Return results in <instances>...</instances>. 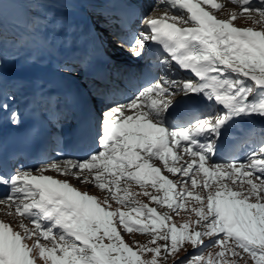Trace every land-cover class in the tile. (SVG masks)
Wrapping results in <instances>:
<instances>
[{
  "label": "snow or ice",
  "instance_id": "obj_1",
  "mask_svg": "<svg viewBox=\"0 0 264 264\" xmlns=\"http://www.w3.org/2000/svg\"><path fill=\"white\" fill-rule=\"evenodd\" d=\"M228 2L237 7L221 18L219 0H156L144 30L127 43L141 58L155 42L165 75L127 103L108 105L81 159L0 172L7 189L0 205L20 218V230L0 219V264H264V140L243 160L215 159L229 129L264 119V0ZM6 3L0 0V45ZM238 19L249 26H236ZM181 70L189 75L177 79ZM183 104L203 108L173 123ZM11 120L18 124V114ZM181 211L189 215L177 223ZM133 233L146 234L147 243H127ZM211 248L217 251L205 255Z\"/></svg>",
  "mask_w": 264,
  "mask_h": 264
},
{
  "label": "rangeland",
  "instance_id": "obj_2",
  "mask_svg": "<svg viewBox=\"0 0 264 264\" xmlns=\"http://www.w3.org/2000/svg\"><path fill=\"white\" fill-rule=\"evenodd\" d=\"M145 2V9L147 11H152V6L156 3V0H145ZM219 2L226 5L225 9L217 13L221 18L227 15L228 9L237 7L229 3L228 0H219ZM162 12L163 8L152 14L161 15ZM79 20L93 24L94 28L100 32L104 41L110 43L112 51L119 54L118 56L132 61L140 59L133 55L129 43H127H135V37L143 30L140 22H138L131 31H128V33L125 32L124 35H120L113 30L112 26H110L106 20H102L101 17L94 14L90 8H86L84 5H78L73 0H9V3L4 4L2 19L3 43L0 45V57H2V62H0V104L3 103L5 98H7V100L11 98L12 90L21 89V84L14 76L21 70L29 69L41 74L43 70L47 71L48 68L52 67L56 70L66 72L69 75L76 76L78 74V71H75L74 68H71V72L64 70L68 68V65L65 63H63L64 65L58 64L63 62V60L57 56L55 51L50 50L48 45L49 41H54V39L64 34L62 33L63 26H71ZM234 23L240 27L249 26L243 19H238ZM163 75H165V72L162 76ZM70 78L74 77L72 76ZM80 86L86 88L87 85L85 81L81 80ZM128 101L129 100L120 101L122 102L120 104L127 103ZM253 130L255 132L254 137H250L248 142L255 147L256 144L264 140V138L260 136V131L262 130H258L255 127ZM67 158L76 159L74 157H65V159ZM51 160L52 159L49 161ZM231 160H237V158L234 157L232 159L217 162L224 163ZM180 163H183V161H180ZM20 169L22 168L17 167L14 172ZM47 174L55 175V173L51 172ZM164 174L169 175L166 172ZM59 178L64 179L65 177ZM169 178L175 179V177L172 176H169ZM69 179L70 182L81 191H88L91 195H96L98 197H103L104 195L103 192L95 187L81 184L76 179ZM132 190L139 191V188L133 184ZM149 191H151V189H149ZM139 199L144 203H148L147 197L140 196ZM189 203L191 204V201ZM150 206L156 207L155 204H150ZM113 207H116L115 202H113ZM157 209L160 210V212L168 211L166 208ZM188 215L187 211H181L179 217L173 214V219L179 223L187 219ZM194 218L193 215V219ZM0 219L11 223L14 228L20 230L18 228L20 218L5 215L3 205H0ZM24 223L31 227L27 220H25ZM124 239L127 243L132 245L134 241H139L141 244L147 243L149 237L146 234L133 233L131 235H124ZM29 243H31V241H29ZM188 251H192L190 245H188ZM209 251L215 252L217 249H205L204 254L207 255ZM185 255L186 253L181 250L176 258H184ZM167 264H173L171 258L167 261ZM240 264H244V261H240Z\"/></svg>",
  "mask_w": 264,
  "mask_h": 264
},
{
  "label": "bare ground",
  "instance_id": "obj_3",
  "mask_svg": "<svg viewBox=\"0 0 264 264\" xmlns=\"http://www.w3.org/2000/svg\"><path fill=\"white\" fill-rule=\"evenodd\" d=\"M93 1L94 0H92V2ZM108 4H109V2L102 0V2H100V4H98V5L100 7H102L103 5L105 6V5H108ZM95 10L96 9L92 10V12H94V14H96V15H98L100 17L102 16V19L106 20V18L104 19V13L103 12L100 13V12H97ZM73 23H75V22H73ZM75 26H77V27H75ZM67 27L68 26H65V28H67ZM74 27L71 28V26H70L69 30L68 29L65 30V33H67L69 35H78L73 30H75L76 32L81 33L82 30L84 32V31H86V29H90V28L92 29V26L89 23H86V22L80 21V20L75 23ZM143 30H144V28H143ZM63 51H65V50H63ZM76 56L77 55H75V57H74V55H72L73 60H76ZM63 60H64L63 62H65V63L67 62L68 63V64L66 63V65L70 66V69L74 68V70L76 71V69L78 67H77V64L73 60L67 59V58H64ZM124 65L125 64L122 63V64L119 65V67L120 68H124L125 67ZM70 71H72V70H70ZM72 76L74 78H70ZM80 81H81L80 74H77L76 76L69 75L68 73H65L63 71H59V70H56L55 68L50 67V68H48L47 71L43 70L41 74L38 73V75L36 77L37 87L35 89L29 90L28 87L25 84L22 83L20 90H15V89L12 90L11 98L9 100H7V98H5L4 100H6V101L3 100V103H2V104H7L8 105L7 110L5 111L2 108H0V147H5L6 146V142H7L8 137H9V128L13 124L12 120H11V114L13 112L18 114L19 112L22 111V108H21L22 104H25L27 102V99H28V96H29L30 93H32V92L37 93V95L39 96V99L41 100V93H43L44 91H40V89L43 86H46V88H45V90H46V89H50L53 84H60V85H62L64 87H67L68 91L70 93L74 94V95H78V94H80L82 96L90 95L89 92H87L82 87H80V85H79ZM124 96H127V95L124 94L122 97L121 96H116V97L112 98V100L107 101L106 105L108 106V105L119 103ZM134 96H135L134 94H129L128 98L126 100H130L129 98H132ZM55 107H54V110H53L51 118L54 117V116H57V114H58V110ZM253 120L254 119L247 120V122L248 121H253ZM259 120H261V122L264 123V119L256 118L255 119V125H257L259 127L258 130H262L261 131V137L264 138V135H262V133H264V125L263 124H259L258 123ZM246 123H242V124L246 125ZM237 124H240V122L237 123ZM95 129L96 128L93 127V126L90 127V129H88V133H89L88 138L86 139L84 137V139L81 141L80 148L83 151V153H85V151L87 150V146H93L92 145L91 136L94 134V130ZM248 132L249 133L246 136L254 137V133L252 135H250V133H252L251 129ZM248 152H249V148L244 147V149H242L239 154L235 155V158H237V160H243L246 157V155L248 154ZM74 157L78 158L76 156H74ZM62 159H65V158H62ZM215 159H216V157H215ZM217 161L220 162V160H217ZM2 188H5V187L1 186L0 189H2ZM6 192H7V189H6Z\"/></svg>",
  "mask_w": 264,
  "mask_h": 264
},
{
  "label": "trees",
  "instance_id": "obj_4",
  "mask_svg": "<svg viewBox=\"0 0 264 264\" xmlns=\"http://www.w3.org/2000/svg\"><path fill=\"white\" fill-rule=\"evenodd\" d=\"M208 241L207 240H205V243H207ZM180 259V258H179Z\"/></svg>",
  "mask_w": 264,
  "mask_h": 264
}]
</instances>
